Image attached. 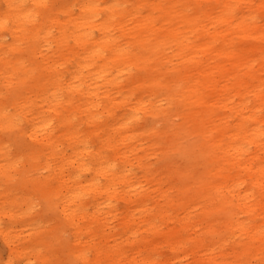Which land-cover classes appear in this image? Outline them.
<instances>
[{
    "label": "bare ground",
    "instance_id": "6f19581e",
    "mask_svg": "<svg viewBox=\"0 0 264 264\" xmlns=\"http://www.w3.org/2000/svg\"><path fill=\"white\" fill-rule=\"evenodd\" d=\"M4 1L10 261L264 264V0Z\"/></svg>",
    "mask_w": 264,
    "mask_h": 264
},
{
    "label": "rangeland",
    "instance_id": "374dc122",
    "mask_svg": "<svg viewBox=\"0 0 264 264\" xmlns=\"http://www.w3.org/2000/svg\"><path fill=\"white\" fill-rule=\"evenodd\" d=\"M57 6H59V3H57ZM5 9H6L5 1L4 0H0V12L3 13L5 11ZM3 35H4L3 36L4 40H9L10 39L9 36H8V32L4 31ZM153 120H154L153 116H147V117H145L142 120L141 125L148 124L149 122H151ZM178 121H179V118L177 116H174L171 119V123H176ZM147 138H148V141L145 144L151 142L154 139V136H150V137H147ZM194 141H196V137L195 136L194 137L191 136L189 138H185L184 139V142H185L186 145H190L192 142L194 143ZM13 146H14V149L17 150L20 155H26L27 152H28V150L25 149L26 145L22 146V145L18 144V142H17ZM187 153H189V152H187ZM170 155H171L172 158H180L183 163H187L189 161L191 162L196 157V154H193L191 156L189 155L187 158H184L181 150L180 151H172ZM199 158L200 159L202 158V161L205 160V157H204V155L202 153H200ZM152 159H155V158L152 157ZM22 160L23 159H21V161ZM26 167H28V164H26ZM21 173L22 172L17 173L16 175H20ZM2 191H0V192H2ZM23 193H24V189L18 190L17 196L18 197H22L21 194H23ZM46 213H48L47 207H45V209H44V214H46ZM7 226L8 227L10 226L9 219L6 217L5 213L3 214L0 211V229H3L4 227H7ZM17 231L19 233H23L22 227L21 226H17ZM52 254L56 258H59L58 260L53 258L52 259V263L53 264L55 262H56V264H67L66 263V257L69 255V250L67 248L53 247L52 248ZM10 255H11V252L9 250V247L3 242L2 236H1V233H0V264H16V262H14L13 260L10 261V259H11Z\"/></svg>",
    "mask_w": 264,
    "mask_h": 264
}]
</instances>
